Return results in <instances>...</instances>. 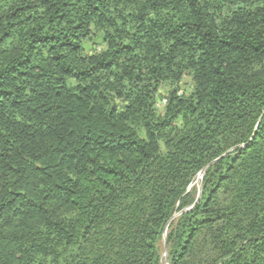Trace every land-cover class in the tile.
<instances>
[{
  "label": "trees",
  "instance_id": "16d2710c",
  "mask_svg": "<svg viewBox=\"0 0 264 264\" xmlns=\"http://www.w3.org/2000/svg\"><path fill=\"white\" fill-rule=\"evenodd\" d=\"M165 238L264 264V0H0V264H165Z\"/></svg>",
  "mask_w": 264,
  "mask_h": 264
},
{
  "label": "rangeland",
  "instance_id": "374dc122",
  "mask_svg": "<svg viewBox=\"0 0 264 264\" xmlns=\"http://www.w3.org/2000/svg\"><path fill=\"white\" fill-rule=\"evenodd\" d=\"M100 48H98L97 44H94L93 42H88L86 44V52L89 53H94L96 51H98ZM190 84H191V80L189 77L185 78L182 81L181 84V89L182 90H187L190 88ZM169 86L168 85H162V87L159 90V97H158V108L160 111L163 110V108L165 107L166 103H167V96L169 94ZM197 183V180L195 181L194 184Z\"/></svg>",
  "mask_w": 264,
  "mask_h": 264
},
{
  "label": "water",
  "instance_id": "95a60500",
  "mask_svg": "<svg viewBox=\"0 0 264 264\" xmlns=\"http://www.w3.org/2000/svg\"><path fill=\"white\" fill-rule=\"evenodd\" d=\"M212 163H213V162H212ZM212 163H211V164H212ZM211 164H209L207 167H209ZM207 167H205V168L199 173V175H198V178H197V183H199L198 196H197V199H196L195 203H194L191 207H189V209L192 208V207H194V205H195V204L198 202V200L200 199L201 190H202L201 180H202V178H203V176H204V173H205ZM163 256L165 257V262H166V264H169V263H168V249H167L166 238L164 239V254H163Z\"/></svg>",
  "mask_w": 264,
  "mask_h": 264
},
{
  "label": "bare ground",
  "instance_id": "6f19581e",
  "mask_svg": "<svg viewBox=\"0 0 264 264\" xmlns=\"http://www.w3.org/2000/svg\"><path fill=\"white\" fill-rule=\"evenodd\" d=\"M165 264H166V262H165Z\"/></svg>",
  "mask_w": 264,
  "mask_h": 264
}]
</instances>
